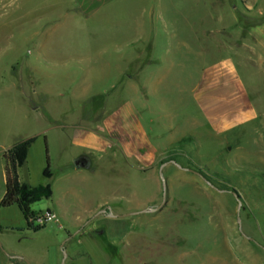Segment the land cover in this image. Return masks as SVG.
Masks as SVG:
<instances>
[{"label": "rangeland", "instance_id": "rangeland-1", "mask_svg": "<svg viewBox=\"0 0 264 264\" xmlns=\"http://www.w3.org/2000/svg\"><path fill=\"white\" fill-rule=\"evenodd\" d=\"M221 62L249 111L207 131L184 119L197 113L187 92ZM141 99L152 114L175 108L158 124L193 138L179 168L170 144L128 167L108 153L75 169L59 126ZM31 137L17 176L49 183L29 209L55 210L57 224L31 231L16 205L0 207V264H264V0H0V198L2 154Z\"/></svg>", "mask_w": 264, "mask_h": 264}, {"label": "crops", "instance_id": "crops-1", "mask_svg": "<svg viewBox=\"0 0 264 264\" xmlns=\"http://www.w3.org/2000/svg\"><path fill=\"white\" fill-rule=\"evenodd\" d=\"M141 61L140 66L152 64L151 61L146 59ZM124 78L130 80L131 75ZM157 80L158 77L151 80V82H154V90H157ZM189 98L194 103L197 113L192 114V117L186 115L184 119L193 121L197 117L207 131L222 132L228 128L227 124L234 117L242 118L249 111L246 92L234 69L225 62L206 68L198 78V87L194 88V85H191L190 91L187 92L186 101H189ZM161 100L166 101V98H161ZM148 102L149 100L141 99L137 112L132 102L128 101L113 109L111 108L109 111H103L104 113H100L98 120L94 123L93 121L84 122L80 116L69 127L60 125L59 127L70 130L69 142L78 149L76 154L71 157V163L79 157L90 159L94 156L98 160H103L109 153V156L112 157L120 156L128 167L129 161L136 160L139 156L143 160L149 161L150 157L154 156L152 155L154 151L163 150L162 145L168 146L176 142L178 139L176 140L172 135L175 127L172 122H168L167 125L158 124L160 118L170 119L173 112H175V108H161L152 114L149 111ZM186 134H190V132H184V135ZM152 147H154V150ZM109 150H113L115 153L108 152ZM17 180L20 183L29 185L19 180L18 176ZM115 199L113 198L112 201ZM103 205H106V203L101 204L100 207ZM47 210L54 215L56 221L53 223L57 224L56 211L51 208H47ZM103 212L105 211H102V214Z\"/></svg>", "mask_w": 264, "mask_h": 264}, {"label": "trees", "instance_id": "trees-1", "mask_svg": "<svg viewBox=\"0 0 264 264\" xmlns=\"http://www.w3.org/2000/svg\"><path fill=\"white\" fill-rule=\"evenodd\" d=\"M34 138H27L21 140L14 145H12L8 150L2 154V159L4 163V190L0 199V207H10L16 205L19 212L22 215L25 226L28 230L38 231L44 227L34 226L33 223L39 216L29 209L30 205L39 201L47 200L51 196V188L49 183L45 182L43 184H38L35 186H29L18 182L17 180V169L20 168L26 158V153L30 145L33 143ZM193 138L191 136H184L178 141L170 145V149L175 152H183L186 149V145L192 143ZM179 153L169 155L166 159L168 161H173L179 163ZM206 181L212 183V181L200 170L195 169ZM41 176L48 180L50 178V173L48 171V166H46L41 173ZM233 192V191H232Z\"/></svg>", "mask_w": 264, "mask_h": 264}, {"label": "water", "instance_id": "water-1", "mask_svg": "<svg viewBox=\"0 0 264 264\" xmlns=\"http://www.w3.org/2000/svg\"><path fill=\"white\" fill-rule=\"evenodd\" d=\"M170 163H171L172 165H174V166H176V167L179 168V166H178L175 162L170 161ZM72 165H73V167H74L75 169H78V168H85V167H87V161H86L85 158H83V157H79V158L75 159V160L72 162ZM187 171L190 172V173H192V174H194V175H196L197 177H199V178H200V179H201L206 185L212 187V186L210 185V183H209L208 181H206V180H205V179H204L199 173H197L196 171H193V170H187ZM231 195H232L234 201L236 202V206H237V209H236V210L238 211V208H239V206H240V201L238 200V197H237V195H236L235 192H231ZM163 198H164V195H163V193H162V201H163ZM142 212H145V210H142V211H139V212H136V213L123 214V215H120V217H124V216H127V215H134V214L142 213ZM236 214H237V213H236ZM117 217H119V216H117ZM237 221H238V219H237Z\"/></svg>", "mask_w": 264, "mask_h": 264}, {"label": "built area", "instance_id": "built-area-1", "mask_svg": "<svg viewBox=\"0 0 264 264\" xmlns=\"http://www.w3.org/2000/svg\"><path fill=\"white\" fill-rule=\"evenodd\" d=\"M39 216L37 217V219L34 221L33 225L34 226H42L48 223H53L56 221L54 215L52 213H50L49 211H45L43 212V214H38Z\"/></svg>", "mask_w": 264, "mask_h": 264}, {"label": "flooded vegetation", "instance_id": "flooded-vegetation-1", "mask_svg": "<svg viewBox=\"0 0 264 264\" xmlns=\"http://www.w3.org/2000/svg\"><path fill=\"white\" fill-rule=\"evenodd\" d=\"M97 234H100V231H97Z\"/></svg>", "mask_w": 264, "mask_h": 264}]
</instances>
